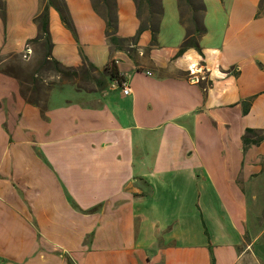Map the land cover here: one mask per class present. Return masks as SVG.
<instances>
[{
  "label": "crops",
  "instance_id": "0c3cea01",
  "mask_svg": "<svg viewBox=\"0 0 264 264\" xmlns=\"http://www.w3.org/2000/svg\"><path fill=\"white\" fill-rule=\"evenodd\" d=\"M105 1L4 0L0 64L47 4L52 56L94 80L42 108L0 72V264H264V139L242 141L264 130L262 0H108L120 42Z\"/></svg>",
  "mask_w": 264,
  "mask_h": 264
},
{
  "label": "trees",
  "instance_id": "16d2710c",
  "mask_svg": "<svg viewBox=\"0 0 264 264\" xmlns=\"http://www.w3.org/2000/svg\"><path fill=\"white\" fill-rule=\"evenodd\" d=\"M264 5V0H262V6ZM60 17L63 23L68 27L72 28L69 22L66 7L60 5L57 7ZM103 17L106 22V35L112 41H122L121 38L116 36V10L115 3L108 0L105 1V6L102 10ZM0 17L5 25L6 23V9L4 0H0ZM34 21L38 23L39 31L38 34L28 39L26 44L32 45L36 44L37 47H41V55L37 63L32 67H25L22 65L21 53L10 55L15 60L10 61L5 65H0V72L13 75L16 77L19 83V91L21 95L27 101L36 104L42 108L47 105L48 96L52 88L60 87L63 84H72L77 89H89L87 85H82L81 82L89 83L94 80L92 75L93 67L85 63L79 67H71L63 65L60 61L55 59L51 54V39L48 29V5L45 4L34 17ZM149 29L152 34V44H155L157 27L154 24H148ZM145 25H141L138 29V33L143 30ZM194 28L187 27V32L183 42L181 43L178 54L182 53L184 50L193 47L201 53V49L198 45V37L204 33V28L195 23ZM2 57L0 56V61ZM46 71L54 76L51 81H46L44 77L40 76V73ZM105 71L109 74L110 80L117 73L116 67L109 70L107 67ZM264 139V130L247 128L242 136L243 145L246 147L250 144H258ZM68 264H74L72 261L68 260Z\"/></svg>",
  "mask_w": 264,
  "mask_h": 264
},
{
  "label": "built area",
  "instance_id": "2783aa9c",
  "mask_svg": "<svg viewBox=\"0 0 264 264\" xmlns=\"http://www.w3.org/2000/svg\"><path fill=\"white\" fill-rule=\"evenodd\" d=\"M31 53H32V49H31L30 45L26 44L24 50L22 51V57L29 58ZM116 63H117L116 61H111L107 65V68L109 70L113 69L116 66ZM147 73L150 74V72H147ZM110 85L113 88L120 87L122 92L125 95L130 94L131 88H130L128 82L126 81V79H124V77L119 72H117L114 75V77L111 79Z\"/></svg>",
  "mask_w": 264,
  "mask_h": 264
},
{
  "label": "rangeland",
  "instance_id": "374dc122",
  "mask_svg": "<svg viewBox=\"0 0 264 264\" xmlns=\"http://www.w3.org/2000/svg\"><path fill=\"white\" fill-rule=\"evenodd\" d=\"M36 47H37V46H36ZM41 51H42L41 47H37L36 54H34L33 57H31V59H30V58H24V57H22V55H21V61H27V63L25 62L26 64L23 65V66H25V67H32L33 65H35V64L37 63L38 59L40 58ZM29 57H30V56H29ZM13 60H15L13 57H9V58L6 60V62H3V63L0 64V65H5V64H7V63H10V61H13ZM40 76H41V77H44L46 81H51L52 79H54V76L51 75L50 73L46 72V71L41 72V73H40ZM81 84H82V85H87V86H88L89 83H84V81H82ZM68 87H70V86H65L63 89H65V90H66V89H69ZM65 90H64V91H65Z\"/></svg>",
  "mask_w": 264,
  "mask_h": 264
}]
</instances>
